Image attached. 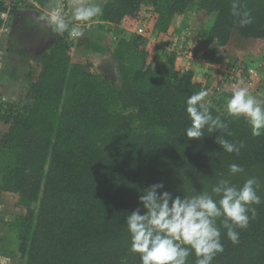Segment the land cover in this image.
<instances>
[{
    "label": "trees",
    "instance_id": "1",
    "mask_svg": "<svg viewBox=\"0 0 264 264\" xmlns=\"http://www.w3.org/2000/svg\"><path fill=\"white\" fill-rule=\"evenodd\" d=\"M243 3L254 17L245 27L233 17L231 0H107L96 19L118 29H109L108 58L116 67L104 64L113 78L88 56L75 61V38L67 32L34 57L25 95L0 100V122L8 126L0 138V193L15 199L9 225L20 264H140L125 218L142 208V189L157 182L183 198L211 191L223 177L242 185L254 176L264 201V134L253 136L243 117L227 114L233 84L220 68L256 64L264 50V0ZM192 5L204 35V80L181 70L174 52L156 65L148 35L138 30L149 10L158 40L168 43L173 20ZM204 89L205 106L226 128L205 127L190 140L186 101ZM218 138L244 146L227 153ZM231 163L245 172L229 177ZM253 207L257 216L237 229L238 243L221 230L224 251L212 264H264V203ZM195 260L193 252L188 264Z\"/></svg>",
    "mask_w": 264,
    "mask_h": 264
},
{
    "label": "clouds",
    "instance_id": "2",
    "mask_svg": "<svg viewBox=\"0 0 264 264\" xmlns=\"http://www.w3.org/2000/svg\"><path fill=\"white\" fill-rule=\"evenodd\" d=\"M65 7V0H49L48 10L36 17L34 23L51 29L53 34L67 32L71 38H80L85 28L103 14V0H67L68 11ZM231 13L241 27L253 23L252 12L243 0H231ZM242 84L238 80L232 85L231 96L225 104L227 114L233 118L243 117L252 135L260 136L264 134V98L252 95ZM208 96L209 91L204 89L187 98L186 112L191 125L185 129V134L190 140L201 138L205 127L208 132L226 128L220 117L214 118L205 106ZM217 142L227 153L239 154L244 146L243 142L233 143L224 138H218ZM244 172L240 164L228 166L229 177ZM164 187L163 182H157L142 189L139 196L142 208L130 211L125 218L131 251L139 254L140 264H188L193 252L195 264H212L215 256L224 251L221 230H225L233 244L238 243L237 229H246L250 219L257 216L253 205L264 203L258 195L260 182L254 176L245 179L242 185L223 177L211 191L185 194L183 198L161 191Z\"/></svg>",
    "mask_w": 264,
    "mask_h": 264
},
{
    "label": "crops",
    "instance_id": "3",
    "mask_svg": "<svg viewBox=\"0 0 264 264\" xmlns=\"http://www.w3.org/2000/svg\"><path fill=\"white\" fill-rule=\"evenodd\" d=\"M105 2L106 0H103V5ZM48 4L49 0H34L33 4L18 9L17 13L13 16L12 31L4 40L0 57V100L10 102L17 101L25 95L27 76L31 69L34 57L43 52L48 44L56 39L57 34H53L51 29L38 27L34 23L36 17L48 10ZM65 5L66 7L64 10L68 11L67 0H65ZM110 27L112 26L101 23L95 18V23L85 28L84 36L75 38V53H78L83 49L82 47H92V45L94 46L96 43L104 42L103 37H106L108 38L107 41L110 42L107 48L105 46V49H107L106 53L109 57L114 45L111 36L113 32L109 31ZM111 29L112 31H116L117 28L112 27ZM97 32H100V35L96 36ZM100 36L101 40L96 41ZM111 44L112 47H110ZM78 54L74 55L75 61L81 60L80 58H77ZM108 57L104 60L109 59ZM186 57L187 56L177 55V60L180 65L184 63V58ZM106 63L107 61L105 64ZM192 64L193 62L190 61V63L188 65L185 64V66L197 72L196 78L198 80H204L209 77L207 68H201L200 71H197ZM197 65V68L199 69L201 65L205 64L199 61L197 62ZM253 65H261L262 67L259 69V76L256 77L257 83L255 88L250 91V93L258 98H264V50L261 53L259 61H257L256 64L253 63ZM7 127V125L0 122V138L8 129ZM0 195L4 196L1 193Z\"/></svg>",
    "mask_w": 264,
    "mask_h": 264
},
{
    "label": "rangeland",
    "instance_id": "4",
    "mask_svg": "<svg viewBox=\"0 0 264 264\" xmlns=\"http://www.w3.org/2000/svg\"><path fill=\"white\" fill-rule=\"evenodd\" d=\"M195 9L196 5H192L188 8L185 14L175 17L171 28V33L169 35V40H171L168 43L158 40L157 34L153 30L152 13L149 10L146 11L147 13H145V17L138 30L148 35L150 40V58L156 65L164 64L166 63V61H168L169 55L173 53L170 45L172 41H174L177 45L176 48L179 47V50L181 49V46H183V55L188 57L184 58V63L180 67L181 70L189 69L187 66H185V64L188 65L190 61L193 62L192 65H194V69H196L197 71H200V69L204 67V65H201L199 69L197 68V66L199 65V63L197 65V62H202L201 55L202 52H204V49L199 47L204 35L201 34V29L198 25V22L195 20ZM97 35H100V32H97L96 36ZM103 38L104 42L96 43L94 46L92 45V47H82L83 49L78 52L79 54H75H78L77 58L80 59L87 56L90 57L95 61L97 71H102L113 78L115 77L113 69H110L106 65H104L106 62V60L104 59L108 57V54L106 53L107 49H105V46L107 48L110 42L107 41L108 38ZM98 40H101V36L96 41ZM195 45L198 52H195L194 50ZM110 47H112V44L110 45ZM195 53H197V55ZM189 55H191V57ZM227 65L228 66L226 68V71H233L230 68L229 63ZM220 68L221 70H224L223 66H221ZM226 71L225 76L228 78L229 75ZM14 200L15 199L10 195H0V219H4V221L0 225V264H20L21 262V258L18 252L17 234L11 227V225H9Z\"/></svg>",
    "mask_w": 264,
    "mask_h": 264
},
{
    "label": "built area",
    "instance_id": "5",
    "mask_svg": "<svg viewBox=\"0 0 264 264\" xmlns=\"http://www.w3.org/2000/svg\"><path fill=\"white\" fill-rule=\"evenodd\" d=\"M33 3L34 0H0V57L2 54L4 40L11 32L12 14L14 12L16 13L18 9L25 8ZM170 46L173 52L175 51L178 54L184 56L183 55L184 49H182L183 46H181V49L179 50V47L176 48L177 45L175 44L174 41L171 43ZM189 56L191 57V55ZM229 66L233 71L231 72L226 71L227 66L226 67L223 66V68L224 71L228 73L229 75L228 79L231 81L232 84L236 83L238 78H242L245 82H247V84L250 87L254 88L255 85L254 79L259 75L258 69L259 67H262L261 65H258V67H254L242 63H237Z\"/></svg>",
    "mask_w": 264,
    "mask_h": 264
},
{
    "label": "water",
    "instance_id": "6",
    "mask_svg": "<svg viewBox=\"0 0 264 264\" xmlns=\"http://www.w3.org/2000/svg\"><path fill=\"white\" fill-rule=\"evenodd\" d=\"M106 61H107V62H110V63H113L114 66L116 67V63H115L112 59H107Z\"/></svg>",
    "mask_w": 264,
    "mask_h": 264
}]
</instances>
